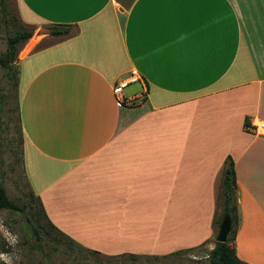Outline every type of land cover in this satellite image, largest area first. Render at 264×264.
Listing matches in <instances>:
<instances>
[{
  "label": "crops",
  "instance_id": "0c3cea01",
  "mask_svg": "<svg viewBox=\"0 0 264 264\" xmlns=\"http://www.w3.org/2000/svg\"><path fill=\"white\" fill-rule=\"evenodd\" d=\"M13 1L25 26L70 28L19 67L24 169L49 220L109 256L195 248L230 156L233 245L264 264V0Z\"/></svg>",
  "mask_w": 264,
  "mask_h": 264
},
{
  "label": "rangeland",
  "instance_id": "374dc122",
  "mask_svg": "<svg viewBox=\"0 0 264 264\" xmlns=\"http://www.w3.org/2000/svg\"><path fill=\"white\" fill-rule=\"evenodd\" d=\"M8 3L11 21L5 22L0 19V55L6 50L7 36L21 26L32 28L34 33L41 27L47 29L46 34L30 52L57 39L54 36L50 37L49 24H43L38 28L25 26L17 15L15 1L8 0ZM27 42L21 46L14 62L15 71L7 73L0 65V101L3 107L0 113V183H4L6 192L11 198L27 204L25 212L0 209V238L7 243L6 251L0 247V262L5 264H209V254L215 246V237L220 226L218 221L222 212V190L219 192L213 238L195 248L164 256L134 257L129 254L109 256L100 251H90L72 242L69 237L48 224L39 211V204L30 195L31 187L23 162L25 135L21 142L19 132V101L22 89L19 67L20 62L30 53L21 56Z\"/></svg>",
  "mask_w": 264,
  "mask_h": 264
},
{
  "label": "trees",
  "instance_id": "16d2710c",
  "mask_svg": "<svg viewBox=\"0 0 264 264\" xmlns=\"http://www.w3.org/2000/svg\"><path fill=\"white\" fill-rule=\"evenodd\" d=\"M0 19L5 22L11 21L10 7L8 0H0ZM14 21V20H13ZM52 35H67L70 32V28L67 25L52 24L50 25ZM34 34L32 28L21 26L17 28L13 34L7 36V47L6 50L0 55V65L10 73L15 71V64L17 55L19 54L20 48L25 44ZM2 101H0V113L2 112ZM19 132L21 142L23 141V127L21 123V117L19 114ZM12 143V140L10 141ZM222 212L218 224L220 225L221 220L225 214H229L232 219V228L228 234L226 242L215 241V246L211 249L209 254V264H249L242 259L236 253L233 242L237 233V229L240 221L239 207L237 201V189H236V173L234 168V161L229 156L227 159V164L223 173L222 178ZM32 198L36 200L39 204V211L43 214L44 218L47 220L48 224L54 229H58L48 218L43 204L39 196H37L32 190L30 192ZM0 209H12L15 211L25 212L27 209V204L20 202L19 199L11 198L7 192L4 183H0ZM59 230V229H58ZM60 231V230H59ZM63 233L62 231H60ZM66 235L65 233H63ZM69 237L68 235H66ZM70 238V237H69ZM72 242L79 244L72 238ZM7 243L5 240L0 238V247L3 251L7 250ZM82 246V245H81ZM90 251L98 252V250L88 249ZM180 252V251H177ZM176 253V252H175ZM130 256H140L138 254H129ZM0 264H5L0 262Z\"/></svg>",
  "mask_w": 264,
  "mask_h": 264
},
{
  "label": "water",
  "instance_id": "95a60500",
  "mask_svg": "<svg viewBox=\"0 0 264 264\" xmlns=\"http://www.w3.org/2000/svg\"><path fill=\"white\" fill-rule=\"evenodd\" d=\"M47 29L45 27L39 28L32 37L28 40L25 48L23 49L21 56H26L35 45L41 40V38L46 34ZM48 31H51L49 28ZM232 228V219L229 214H225L221 220L218 233L215 237L216 241L226 242L228 238V234Z\"/></svg>",
  "mask_w": 264,
  "mask_h": 264
},
{
  "label": "built area",
  "instance_id": "2783aa9c",
  "mask_svg": "<svg viewBox=\"0 0 264 264\" xmlns=\"http://www.w3.org/2000/svg\"><path fill=\"white\" fill-rule=\"evenodd\" d=\"M141 79L137 70L133 69L126 77L119 79L113 86V92L117 96V103L123 105L126 100L130 101L124 96V89L131 83ZM254 132L264 135V120H259L255 123Z\"/></svg>",
  "mask_w": 264,
  "mask_h": 264
}]
</instances>
